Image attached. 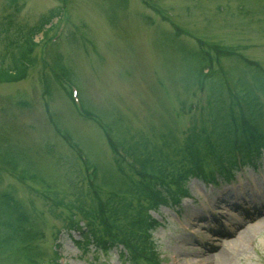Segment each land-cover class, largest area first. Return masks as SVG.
Wrapping results in <instances>:
<instances>
[{"label":"rangeland","instance_id":"374dc122","mask_svg":"<svg viewBox=\"0 0 264 264\" xmlns=\"http://www.w3.org/2000/svg\"><path fill=\"white\" fill-rule=\"evenodd\" d=\"M61 2L58 20L33 37L26 76L0 82V191L11 192L42 231L39 264H49L54 248L61 264H150L130 259L120 245L79 244L82 233L65 225L70 211L58 204V217L49 211L52 198L71 201L73 181L82 191L92 183L109 203L110 193L129 200L124 190L139 175L133 156L151 147L168 151L201 119L209 123L213 77L225 79L226 102L227 89L250 90L264 109V90L237 56L221 58L224 75L214 62L205 78L198 73L206 48L200 39L264 67V0H0V65L18 50L12 22L32 25ZM14 4L21 5L17 13ZM254 165L227 178L216 172L215 183L190 177L188 197L148 211L157 221L150 236L158 264H264V211L250 224L237 213L264 205V153ZM74 218L85 223L81 213ZM234 221L236 234L216 236ZM237 236L245 238L239 247ZM0 264L19 263L2 254Z\"/></svg>","mask_w":264,"mask_h":264},{"label":"trees","instance_id":"16d2710c","mask_svg":"<svg viewBox=\"0 0 264 264\" xmlns=\"http://www.w3.org/2000/svg\"><path fill=\"white\" fill-rule=\"evenodd\" d=\"M20 6L14 4V13L19 11ZM59 8L57 6L47 15H42L32 25H13L12 22L10 26L13 27V34L10 41L16 42L18 50L16 54L12 53L8 65H0V82H15L26 76L33 63L31 52L36 45L33 37L58 15ZM12 15L8 13L5 16L8 23L13 20ZM10 26H6L4 30H8ZM202 44L206 48L198 52L204 61L198 68L201 79L204 77V67L212 62H220L219 54L237 56L248 65L252 78L264 90V67L260 64L231 48L206 43L204 40ZM222 82L220 76L218 79L213 77L210 81V95L215 96L213 105H209L208 114L211 117L207 125L205 119H201L198 129L192 126L183 142L174 144L168 151L161 147H151L135 156L131 155L138 166L136 171L139 175L136 180L130 177L124 190L130 195L129 200L124 197V193H110L109 203L108 199L102 200L96 191L90 190L94 187L92 184L87 186L86 191H82V187L73 181H68L67 184L75 195L71 201L53 196V205H50L49 211L58 217L53 212L56 204L70 211L65 225L82 232L81 241H77L79 244L95 242L103 249L120 244L125 253H129L130 259L143 258L148 262H156L157 253L150 232L157 221L149 216L148 211L159 205H176L182 197L189 194L185 181L190 177L213 178L216 172L225 177L231 176L235 163L253 162L261 151L264 152V109L260 100L249 90L242 93V103L241 100L230 97L226 102ZM32 174L33 172L29 176L34 180L39 178L38 174ZM76 212L81 213L85 219V230H82V225H78V220L74 218ZM95 221L98 228L90 225ZM42 234L32 222L26 207L11 192L1 190L0 255L9 254L13 262L19 264H39L43 253L36 241ZM58 259L57 248H54L49 256V264H60Z\"/></svg>","mask_w":264,"mask_h":264},{"label":"bare ground","instance_id":"6f19581e","mask_svg":"<svg viewBox=\"0 0 264 264\" xmlns=\"http://www.w3.org/2000/svg\"><path fill=\"white\" fill-rule=\"evenodd\" d=\"M260 194L261 193H259V196H260ZM224 195H221L219 198L220 199H222V197H223ZM226 197V196H225ZM223 200H225V201H228L227 200V198H223ZM256 203H254V206H252V208L251 209H247V208H245V209H243V210H241L240 212H239V214L238 215H240L243 219H245V218H247V217H249V216H251V215H253V214H251V213H249V211H251V210H253V209H256ZM264 210V209H263ZM253 220V219H252ZM247 223H253L252 221H250V222H247ZM237 238H238V236H237ZM240 238V239H239ZM238 238V247L239 246H241V244L244 242V240H245V238H244V236L243 237H239ZM202 253V255H206V253H203V252H201ZM220 256H222V255H220Z\"/></svg>","mask_w":264,"mask_h":264}]
</instances>
